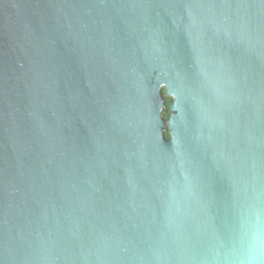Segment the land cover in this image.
Returning a JSON list of instances; mask_svg holds the SVG:
<instances>
[{
  "label": "water",
  "instance_id": "obj_1",
  "mask_svg": "<svg viewBox=\"0 0 264 264\" xmlns=\"http://www.w3.org/2000/svg\"><path fill=\"white\" fill-rule=\"evenodd\" d=\"M0 264H264V0H0Z\"/></svg>",
  "mask_w": 264,
  "mask_h": 264
},
{
  "label": "trees",
  "instance_id": "obj_2",
  "mask_svg": "<svg viewBox=\"0 0 264 264\" xmlns=\"http://www.w3.org/2000/svg\"><path fill=\"white\" fill-rule=\"evenodd\" d=\"M163 95H164V98H165L166 107H168V104L171 101V98L167 97L164 92H163ZM163 117L164 118H167L168 117V114L166 113ZM165 137L166 138H169L168 133H165Z\"/></svg>",
  "mask_w": 264,
  "mask_h": 264
}]
</instances>
